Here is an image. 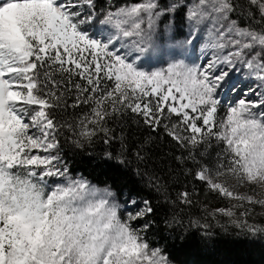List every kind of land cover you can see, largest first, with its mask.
Here are the masks:
<instances>
[{"label":"snow or ice","instance_id":"obj_1","mask_svg":"<svg viewBox=\"0 0 264 264\" xmlns=\"http://www.w3.org/2000/svg\"><path fill=\"white\" fill-rule=\"evenodd\" d=\"M176 8L141 0L107 11L98 23L112 31L101 40L86 27L97 22L94 0H0V264H168L162 250L133 227L153 211L149 201L125 212L135 199L121 203L110 186L74 178L67 165L59 166L61 129L74 133L77 148L98 132L107 143L112 137L106 118L125 111L142 116L153 131L163 125L190 159L214 137L224 145L222 153L214 169L202 165L195 178L223 196L264 206V200L234 195L212 178L264 185V0H196L187 10L183 40L173 37L170 26L157 31L161 17ZM158 41L174 59L166 68L142 70L144 58L160 51ZM197 43L202 62H186L188 46ZM234 72L240 81H232ZM103 81L111 86L102 88ZM248 81L256 87L245 96L255 99H239L218 121L220 91H236ZM81 104L94 107L75 127L58 123L51 111ZM172 116L178 123H163ZM136 157L144 159L140 152ZM53 177L62 181L49 186ZM188 197L179 194L182 203H191ZM235 223L254 235L264 232Z\"/></svg>","mask_w":264,"mask_h":264},{"label":"trees","instance_id":"obj_2","mask_svg":"<svg viewBox=\"0 0 264 264\" xmlns=\"http://www.w3.org/2000/svg\"><path fill=\"white\" fill-rule=\"evenodd\" d=\"M138 2L141 0H94L97 21L111 9ZM158 2L167 8L174 0ZM169 15L175 26L185 25L187 11L183 7H177ZM240 24L246 26L247 18H242ZM73 79L84 83L79 77ZM75 95L73 91L66 96L67 105L73 103ZM86 105L62 106L51 111L58 123L75 127L89 115L91 110ZM105 127L111 130L112 137L107 143L104 133L98 132L92 143L80 148L72 143L74 133L61 129L58 135L61 158L70 174L82 176L100 188L110 186L120 202L149 201L153 211L145 218L144 234L162 250L168 264H264V232L254 235L225 215L215 213L214 210L225 207V197L195 178L202 165H209L217 157L214 141L194 150L195 159H190L188 149L168 136L163 125L153 131L142 116L130 111L106 118ZM137 152L143 160L137 159ZM107 153L113 159H108ZM116 157L125 162L119 163ZM183 192L189 194L191 203L180 201L179 194ZM254 226L264 228V223Z\"/></svg>","mask_w":264,"mask_h":264},{"label":"rangeland","instance_id":"obj_3","mask_svg":"<svg viewBox=\"0 0 264 264\" xmlns=\"http://www.w3.org/2000/svg\"><path fill=\"white\" fill-rule=\"evenodd\" d=\"M195 2H196V0H174V2L172 4L177 5V7H179V6L183 7L187 11L188 7L191 6L192 4H194ZM115 10L116 9H111L109 11H115ZM167 14L168 15L161 17L160 21H158L157 31L163 32L165 30L166 26H170L172 29V35H173V37H175L176 40H183V39L187 38V34L189 31V27H190L189 21L187 20V16H186V20H185V25L183 27H180V26H175L173 24L171 16L169 15V13H167ZM86 27H87L89 34L91 36H93V38L101 39V40H107L109 32L112 31L108 26L100 25L98 23V21L95 22L94 25L86 26ZM158 43L161 45L160 51L155 56L144 58L143 64L140 65L142 67V70L155 71V70H158L161 68H166L168 63L174 59V55H173L172 50L164 47L163 41H158ZM200 43H202V41ZM200 43L196 44V47H195V50H197L196 53H195V50L193 49L192 46H188L186 62L191 63L195 59H196L195 60L196 63L202 62L201 53H200ZM194 55H196V57ZM197 57H200V59H197ZM176 58H179V57H176ZM232 81L236 82L235 78H232ZM105 85H107L109 87L111 86L109 82L103 81L101 84V87L104 88ZM246 90H247L246 86L244 84H240L238 90H236V91L229 90V88H224L220 91L218 98L220 99L221 103H220V106L218 108V113H217V120L218 121L221 117L224 116L227 108L231 105V101L235 97L238 96L237 95L238 92L243 93V92H246ZM241 96H243V98H245V94H243ZM225 97L226 98L231 97V98L229 99V101H224L223 98H225ZM86 107H87V109L92 111V108L94 107V105L87 104ZM91 111H90L88 116H90ZM163 123L171 126L173 123H178V118L175 116H172L170 119L164 120ZM184 134L186 135L187 133H184ZM209 141L215 142L216 147H214V152L216 154L222 153V150L224 148V145L222 143H217V141L215 140L214 137L210 138ZM59 155H60V151H59ZM60 157H61V155H60ZM216 162H217V157L212 159L211 161H209L208 162L209 165H206V164L205 165L207 167H209L210 169H214ZM63 165H67V164L61 158V163L59 166L62 167ZM68 170H69V168H68ZM70 175L74 178L80 177L79 175H76V176H74L73 174H70ZM212 178L216 182L224 183L229 188V190L234 193V195L253 196L256 200H264V185L258 186L255 184H248L246 182L245 183H239L233 177H220L217 179L214 174H213ZM61 181H62V178L53 177V178H49L48 184H49V186H55V184L60 183ZM202 182H204L209 187V185L207 184L206 181H202ZM216 192L219 193V191H216ZM220 196H223V195L220 194ZM224 197H225L224 199L226 200V205H225V207H223V208L221 207V208L226 209V210H231L234 213L233 216L225 215V217H227V219H229L231 222L235 223V222L246 221L247 224L250 226H254L257 223H264V206H262L260 204H256V203L250 204L247 201L237 200V199L231 198V197H226V196H224ZM129 200H131V199H129ZM136 201H137V203L135 205H127L126 204L124 211L125 212L126 211L136 212L139 209L144 207L143 202L138 201L137 199H136ZM124 202L125 201H121V203H124ZM217 210H214V212L219 213ZM245 213L247 215H244ZM219 214H221V213H219ZM146 216H144L143 218L138 219L136 221H133V227L143 230L142 235H144L145 239H147L149 241V243L152 247L156 248L153 245L152 241L149 238H147L144 234V231L146 230L145 225L147 224L145 222Z\"/></svg>","mask_w":264,"mask_h":264},{"label":"bare ground","instance_id":"obj_4","mask_svg":"<svg viewBox=\"0 0 264 264\" xmlns=\"http://www.w3.org/2000/svg\"><path fill=\"white\" fill-rule=\"evenodd\" d=\"M195 50V49H194ZM197 52V50H195V53ZM195 57H196V55H194ZM201 59L203 60V57H201ZM196 60V59H195ZM194 60V61H195ZM232 78H235V81L237 82V81H240L241 80V76H240V74L239 73H236V72H234L233 74H232ZM240 84H244L245 86H246V88L248 89L249 87H252V88H255L256 87V84L254 83V82H252V81H248V82H241ZM246 92H247V90H246ZM246 92H243V93H239L238 92V96L237 97H235L232 101H231V106H234V105H236V103L238 102V100L239 99H242L243 98V96H241V95H243V94H245ZM227 97V96H226ZM223 98V100L224 101H229V99L231 98V97H228V98ZM245 98H247V99H255V97L254 96H251L250 94L246 97L245 96Z\"/></svg>","mask_w":264,"mask_h":264}]
</instances>
